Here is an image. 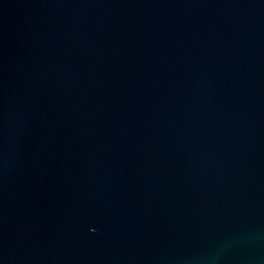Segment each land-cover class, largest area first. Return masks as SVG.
Returning a JSON list of instances; mask_svg holds the SVG:
<instances>
[{"label": "water", "instance_id": "water-1", "mask_svg": "<svg viewBox=\"0 0 264 264\" xmlns=\"http://www.w3.org/2000/svg\"><path fill=\"white\" fill-rule=\"evenodd\" d=\"M0 264H264V0H0Z\"/></svg>", "mask_w": 264, "mask_h": 264}]
</instances>
